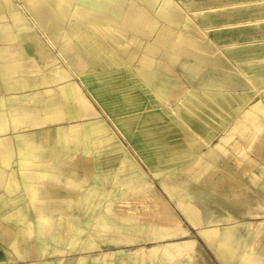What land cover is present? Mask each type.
<instances>
[{"label":"rangeland","instance_id":"rangeland-1","mask_svg":"<svg viewBox=\"0 0 264 264\" xmlns=\"http://www.w3.org/2000/svg\"><path fill=\"white\" fill-rule=\"evenodd\" d=\"M73 6L124 79H75L92 118L28 136L60 161L0 181V264H264V0Z\"/></svg>","mask_w":264,"mask_h":264},{"label":"crops","instance_id":"crops-1","mask_svg":"<svg viewBox=\"0 0 264 264\" xmlns=\"http://www.w3.org/2000/svg\"><path fill=\"white\" fill-rule=\"evenodd\" d=\"M76 3L0 0V181L4 189L10 186L5 194L24 195L22 181L30 174L44 178V165L60 161L42 157L38 149L52 146L30 143L29 135L92 118V103L75 79H124L115 74L122 67L115 62L117 51L107 45L106 55L98 53L92 30L78 28ZM98 67L103 69L94 72ZM75 174L62 177L91 178Z\"/></svg>","mask_w":264,"mask_h":264},{"label":"bare ground","instance_id":"bare-ground-1","mask_svg":"<svg viewBox=\"0 0 264 264\" xmlns=\"http://www.w3.org/2000/svg\"><path fill=\"white\" fill-rule=\"evenodd\" d=\"M260 2V1H259ZM80 38V37H79ZM89 58V57H88ZM96 66V65H95ZM181 81H182V79L180 78V77H177L176 78V85H181ZM237 87V86H236ZM244 88V87H243ZM169 212V211H168ZM172 215V214H171ZM62 217V216H61ZM160 218V217H159ZM64 219V218H63ZM60 220H62V219H60ZM63 221V223H64V220H62ZM162 221V220H161ZM62 223V222H61ZM67 223V222H66ZM174 226H176V227H178V229H180V227H181V224L179 223V221H174ZM58 225V224H57ZM63 225V224H62ZM68 225V224H67ZM165 226H167L166 224H164ZM0 228H5V233L6 234H8V232L9 231H11L12 229L11 228H9V227H6L1 221H0ZM65 228H63V230H64ZM71 229V228H70ZM171 229V228H170ZM177 229V228H176ZM63 230H62V232H63ZM56 231H57V229H56ZM67 231V230H66ZM176 231V230H175ZM68 232V231H67ZM70 233H71V231H70ZM60 234V233H59ZM176 236V235H175ZM66 238V237H65ZM62 239H63V237H62ZM61 239V240H62ZM140 247V246H139ZM36 252V251H35ZM58 252V251H57ZM56 252V253H57ZM103 252V251H102ZM137 252H139L141 255H143V256H145V253H146V250H145V248L144 247H140V248H138L137 249ZM62 253V252H61ZM45 254H48L47 252L45 253Z\"/></svg>","mask_w":264,"mask_h":264}]
</instances>
